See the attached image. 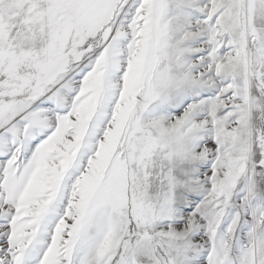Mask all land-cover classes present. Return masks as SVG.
<instances>
[{
  "label": "snow or ice",
  "instance_id": "obj_1",
  "mask_svg": "<svg viewBox=\"0 0 264 264\" xmlns=\"http://www.w3.org/2000/svg\"><path fill=\"white\" fill-rule=\"evenodd\" d=\"M0 264H264V0H0Z\"/></svg>",
  "mask_w": 264,
  "mask_h": 264
}]
</instances>
